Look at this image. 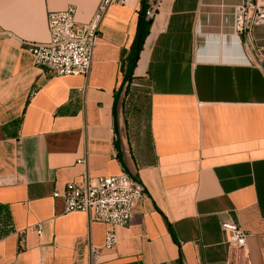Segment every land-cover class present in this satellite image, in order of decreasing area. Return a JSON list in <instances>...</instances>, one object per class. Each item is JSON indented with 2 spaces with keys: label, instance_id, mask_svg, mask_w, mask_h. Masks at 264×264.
I'll return each mask as SVG.
<instances>
[{
  "label": "crops",
  "instance_id": "obj_1",
  "mask_svg": "<svg viewBox=\"0 0 264 264\" xmlns=\"http://www.w3.org/2000/svg\"><path fill=\"white\" fill-rule=\"evenodd\" d=\"M98 1L0 0V264H243L227 216L264 264V26L235 34L241 0H124L85 77L36 68L28 44L47 40L46 14L71 8L82 26ZM142 9L131 77L150 110L131 133L122 92ZM122 170L143 197L105 249L110 227L52 194Z\"/></svg>",
  "mask_w": 264,
  "mask_h": 264
},
{
  "label": "built area",
  "instance_id": "obj_2",
  "mask_svg": "<svg viewBox=\"0 0 264 264\" xmlns=\"http://www.w3.org/2000/svg\"><path fill=\"white\" fill-rule=\"evenodd\" d=\"M123 2L99 0L92 18L82 26L76 25L75 11L71 8L47 13V40L28 44L34 66L51 78L85 77L90 69L98 32L106 12L112 5ZM259 26H264V5L259 0H241L235 13V34L246 41ZM52 196L61 199L65 213H86L95 221L109 226L103 248L110 249L117 241L115 230L128 224L133 207L143 197V192L122 170L118 175L100 177L94 182L86 180L83 184L68 183L62 192L54 191ZM220 227L227 234L230 256L239 257L243 264H249L246 245L248 235L229 216L222 219ZM98 253L92 251V261Z\"/></svg>",
  "mask_w": 264,
  "mask_h": 264
},
{
  "label": "trees",
  "instance_id": "obj_3",
  "mask_svg": "<svg viewBox=\"0 0 264 264\" xmlns=\"http://www.w3.org/2000/svg\"><path fill=\"white\" fill-rule=\"evenodd\" d=\"M145 16V15H144ZM146 23H144V18L140 17V35H139V43L135 48L134 51V57L132 59L131 65L126 73V76L124 78L125 87L123 91V99H122V107L124 110L125 115L130 110V107L134 108L135 115H136V124L137 126H140L141 123L145 124V122L149 119V99H148V93L149 90L146 89V91L139 90L137 88L140 87H146V83L141 78L131 77L132 69L135 66V62L138 56V52L141 49V45L143 42V38L147 31L145 30ZM145 95L146 97L143 98L142 96ZM1 207H0V213H1ZM5 218H0V227L3 226V231L9 230V228L6 226L7 222L4 221ZM5 233L0 232V236L4 235Z\"/></svg>",
  "mask_w": 264,
  "mask_h": 264
},
{
  "label": "rangeland",
  "instance_id": "obj_4",
  "mask_svg": "<svg viewBox=\"0 0 264 264\" xmlns=\"http://www.w3.org/2000/svg\"><path fill=\"white\" fill-rule=\"evenodd\" d=\"M96 6H97V5H96ZM95 10H96V7H95V9H94V11H93V13H92L90 19L92 18V16H93ZM90 19H89V20H90ZM137 89L142 90V91H146L147 88H146V87H140V88H137ZM122 94H123V92H122ZM142 97L145 98L146 96L143 95ZM122 99H123V98H122ZM125 116H126V117L129 119V121H130L131 133L136 132V131H137V125H136V115H135L134 108H133V107H130L129 112H128L127 115H125Z\"/></svg>",
  "mask_w": 264,
  "mask_h": 264
},
{
  "label": "water",
  "instance_id": "obj_5",
  "mask_svg": "<svg viewBox=\"0 0 264 264\" xmlns=\"http://www.w3.org/2000/svg\"><path fill=\"white\" fill-rule=\"evenodd\" d=\"M144 15H145V11H144V9H142V12H141V15H140V17L141 18H144ZM138 43H139V40H138V42H137V45H138ZM128 174V173H127ZM129 175V174H128ZM129 177L141 188V186L137 183V181L131 176V175H129ZM142 189V188H141ZM142 192H143V190H142Z\"/></svg>",
  "mask_w": 264,
  "mask_h": 264
}]
</instances>
